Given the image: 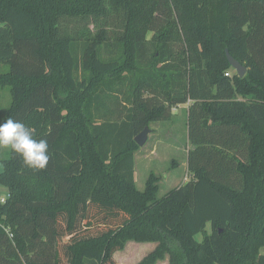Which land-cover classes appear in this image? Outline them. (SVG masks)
Returning <instances> with one entry per match:
<instances>
[{"label":"trees","instance_id":"obj_1","mask_svg":"<svg viewBox=\"0 0 264 264\" xmlns=\"http://www.w3.org/2000/svg\"><path fill=\"white\" fill-rule=\"evenodd\" d=\"M0 66L51 154L0 160V264H264V0H0ZM185 104L191 180L140 191L135 137Z\"/></svg>","mask_w":264,"mask_h":264},{"label":"rangeland","instance_id":"obj_2","mask_svg":"<svg viewBox=\"0 0 264 264\" xmlns=\"http://www.w3.org/2000/svg\"><path fill=\"white\" fill-rule=\"evenodd\" d=\"M151 36V35H150ZM8 67L6 66H0V71H7ZM233 72V71H232ZM11 105V94H10V88L9 87H5L2 88L0 86V119H5L7 111L9 109ZM182 110H180L179 116L176 117L174 119V122L171 121V125L173 126L174 129L179 130V134H180V143H181V148L179 151V155L178 156H173V157H177L174 160H169L167 161L166 164V168L169 170L172 168L173 163H179L181 165H183V163H185L186 159V155L188 158V154L185 153L186 149L185 147L190 146L189 142H188V138H187V134H186V124L184 122L185 118H186V111L184 112L183 108H187V106L185 105H181ZM174 108V107H173ZM150 147V146H148ZM143 148V152L142 153H147L149 148ZM139 151V150H138ZM10 155V149H0V160H4L7 159ZM139 156V154H138ZM177 163V165H178ZM138 170H139V176H138V186L137 188L140 189V191H144L145 189V185H146V181L148 179V175L146 174L147 172L144 171L143 169H140V166H138ZM166 168H163V166L161 165V169L164 170V172L162 170L161 174H166L168 177V180H163L160 185L158 182V186H159V197L164 196L166 193H168L169 191H171L172 189L176 188V186L179 184L177 187L184 185L185 182L184 179L185 178H189V181L191 180V175L189 174V171L187 170V168H185L184 166H181L178 170L179 171H175V172H168L166 171ZM3 170V165L0 162V173ZM171 171H173L171 169ZM160 174V175H161ZM163 175V176H164ZM179 178L178 181H176L175 183L171 184V180L173 179H177ZM8 193H9V188L0 185V199L1 198H7L8 197ZM155 245L157 246L158 244L155 243ZM147 245H142V244H138L136 242H127L125 245V248L122 251H119L117 253H115L114 255V259L116 261L117 264H139L141 263L147 256ZM156 248V247H155ZM155 264H169V256L166 255L164 260L161 261H157Z\"/></svg>","mask_w":264,"mask_h":264},{"label":"crops","instance_id":"obj_3","mask_svg":"<svg viewBox=\"0 0 264 264\" xmlns=\"http://www.w3.org/2000/svg\"><path fill=\"white\" fill-rule=\"evenodd\" d=\"M185 106H187V108H183L184 112L186 111V118L184 120L185 124H186V134H187V138H188V108L189 105L185 104ZM182 106H175L172 110V118L169 121H165V122H157L154 123L150 126L151 129V134L149 135L148 141L146 143V145L142 148L139 149V151H137L135 153V176H136V185L138 186V176H139V168L138 166H140V169H143L144 171H148L146 174L148 175V178L150 176V174H155V176L159 179V185L163 180H168L167 175L165 174H161L162 171L164 172L163 169H161V165L163 166V168H166V164L167 161L169 160H174L177 157H173V156H178L179 155V151L181 148V143H180V134H179V130L174 129L173 126L171 125V121L174 122V119L176 117L179 116L180 110H182L181 108ZM189 142V139H188ZM190 144V142H189ZM150 146V147H148ZM149 148L147 153H142L143 152V148ZM186 151L185 153L188 154L189 151L191 149H193L192 145L190 144V146L185 147ZM139 154V156H138ZM186 159L185 163H183V165L177 163H173L172 165V170L171 169H167L166 171H170V172H175V171H179L178 169L181 166H184L185 168H187L188 170V158L186 155ZM162 170V171H160ZM161 174V175H160ZM164 175V176H163ZM148 180V179H147ZM179 178L177 179H172L170 182L171 184L175 183L176 181H178ZM185 182L189 181V178H185L184 179ZM147 182V181H146ZM181 184V183H179ZM178 184V185H179ZM177 185V186H178ZM176 186V188H177ZM140 190V189H139ZM143 245V244H142ZM144 245H147L148 247L147 249V255L150 254L152 251L155 250V243H145Z\"/></svg>","mask_w":264,"mask_h":264},{"label":"clouds","instance_id":"obj_4","mask_svg":"<svg viewBox=\"0 0 264 264\" xmlns=\"http://www.w3.org/2000/svg\"><path fill=\"white\" fill-rule=\"evenodd\" d=\"M0 149H10L35 170H45L51 159L48 141L37 139L31 128L11 117L0 119Z\"/></svg>","mask_w":264,"mask_h":264},{"label":"water","instance_id":"obj_5","mask_svg":"<svg viewBox=\"0 0 264 264\" xmlns=\"http://www.w3.org/2000/svg\"><path fill=\"white\" fill-rule=\"evenodd\" d=\"M228 59L232 67L236 70V72L243 77L246 74V69L241 66L238 62H236L229 54ZM151 134V129L146 127L138 136L135 137L136 144L142 148L146 145L149 135Z\"/></svg>","mask_w":264,"mask_h":264},{"label":"built area","instance_id":"obj_6","mask_svg":"<svg viewBox=\"0 0 264 264\" xmlns=\"http://www.w3.org/2000/svg\"><path fill=\"white\" fill-rule=\"evenodd\" d=\"M226 76H229V74L226 73ZM7 198H8V197H7ZM7 198H1V199H0V203H2V204L6 203ZM6 233L9 235V237H10L11 239H13V234H12V232L10 231V229H6Z\"/></svg>","mask_w":264,"mask_h":264}]
</instances>
